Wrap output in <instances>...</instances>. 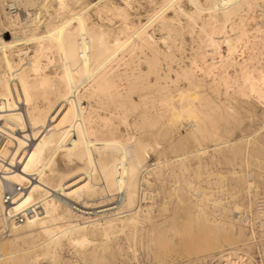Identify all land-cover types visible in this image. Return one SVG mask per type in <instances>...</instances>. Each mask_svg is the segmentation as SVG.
<instances>
[{
  "label": "bare ground",
  "instance_id": "1",
  "mask_svg": "<svg viewBox=\"0 0 264 264\" xmlns=\"http://www.w3.org/2000/svg\"><path fill=\"white\" fill-rule=\"evenodd\" d=\"M0 3V225L10 233L0 264L56 262L66 248L90 264L114 262L121 237L152 221L154 201H143L163 166L193 157L200 178L207 144L219 150L239 100L264 102V0ZM182 129L176 142L192 140V153L142 160V144L150 157ZM13 184L28 187L14 210L37 204L42 214L10 221ZM188 188L207 222L205 200L219 201L198 183ZM173 194L185 203L181 187Z\"/></svg>",
  "mask_w": 264,
  "mask_h": 264
},
{
  "label": "rangeland",
  "instance_id": "2",
  "mask_svg": "<svg viewBox=\"0 0 264 264\" xmlns=\"http://www.w3.org/2000/svg\"><path fill=\"white\" fill-rule=\"evenodd\" d=\"M143 5L148 7L146 2ZM0 9V18L6 21L1 5ZM143 9L141 12L145 11ZM3 36L8 38L10 32H4ZM188 46L186 54L190 53ZM174 64L176 67L177 63ZM237 107L241 114L234 126L222 129L219 150L214 142L207 144L201 177L196 176L198 163L193 157L185 159L186 169L177 162L164 165L162 180L155 181L152 176L154 183L150 188L154 189V198L143 201V205L154 201L152 221L144 223V229L137 236L129 240L121 237L122 247L114 262L107 256L106 261L91 264H235V261L236 264H264V102L240 99ZM134 118L129 116L130 122ZM185 135L186 129H182L173 138L174 144H171L172 139L162 140L159 146L162 148L150 151V157L142 144L139 154L150 164L160 156L176 159L183 151L192 153L195 148L192 140L184 148H179L176 142ZM217 173L223 179L219 180ZM190 182L198 183L212 199L219 201L216 204L205 200L207 222L202 214H197L195 199L190 198ZM173 184L182 188L185 203L177 201ZM236 206L240 210L233 217ZM9 235L0 225L1 244L10 239ZM73 252L66 248L62 259L56 262L48 257L32 264H90L77 259Z\"/></svg>",
  "mask_w": 264,
  "mask_h": 264
},
{
  "label": "built area",
  "instance_id": "3",
  "mask_svg": "<svg viewBox=\"0 0 264 264\" xmlns=\"http://www.w3.org/2000/svg\"><path fill=\"white\" fill-rule=\"evenodd\" d=\"M8 9L12 13H16L19 10L18 6L14 4V1L9 2ZM27 189L28 187L25 185L13 184L10 188L6 189L4 193L3 213L13 223L22 224L30 217L42 214V209L37 204L25 207L22 211L14 210L16 206L14 202L22 197Z\"/></svg>",
  "mask_w": 264,
  "mask_h": 264
}]
</instances>
